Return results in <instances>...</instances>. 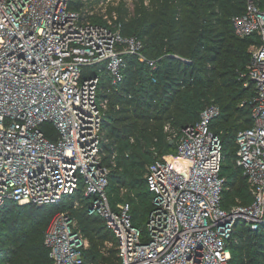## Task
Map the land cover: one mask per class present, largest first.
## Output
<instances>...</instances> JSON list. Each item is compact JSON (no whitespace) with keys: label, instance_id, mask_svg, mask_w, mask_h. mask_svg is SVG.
Masks as SVG:
<instances>
[{"label":"built area","instance_id":"built-area-1","mask_svg":"<svg viewBox=\"0 0 264 264\" xmlns=\"http://www.w3.org/2000/svg\"><path fill=\"white\" fill-rule=\"evenodd\" d=\"M111 1L0 0V208L57 209L45 232L54 264H94L70 211L82 208L83 198L88 215L102 218L116 239L115 264H230L236 222L264 228V11L246 0L244 14L233 18L239 38L260 37L244 80L254 90L253 125L237 134L235 161L253 203L223 206V142L210 129L221 109L212 105L181 133L165 125L177 153L148 166L152 210L141 227L129 204L110 202L118 152L104 129L109 98L100 85L105 73L106 95L123 82L126 56L155 62L142 54L141 40L122 35L116 11L107 9ZM45 124L54 129L51 138Z\"/></svg>","mask_w":264,"mask_h":264},{"label":"trees","instance_id":"trees-1","mask_svg":"<svg viewBox=\"0 0 264 264\" xmlns=\"http://www.w3.org/2000/svg\"><path fill=\"white\" fill-rule=\"evenodd\" d=\"M133 3L134 6L124 4L115 9L121 33L141 40L142 54L155 63L152 66L137 56H126L124 80L108 95L110 77L107 73L102 76L101 96L109 98L104 129L112 144L117 143L118 152V167L108 188L111 205L120 201L113 199L112 192L125 187L128 193L123 201L130 205L133 223L145 224L152 210L147 165L163 155L177 153L164 127L170 123L181 133L185 127L196 124L201 117L194 123L181 122L196 112L191 104L194 100L220 107L221 114L211 122L210 129L222 139L224 161L231 159L237 167L238 172L228 175L223 172V161L222 176L226 179L223 206L229 209L231 195L248 202L245 194L250 187L235 163L236 138L239 131L253 125L248 101L254 90L252 85L243 86L239 71L250 62L247 48L259 44L260 37L255 34L241 39L235 34L233 18L244 14L246 0H149L147 3L135 0ZM258 4L264 10V0ZM185 92L189 94L183 96ZM244 101L247 103L242 106ZM182 118L185 119L179 121ZM43 127L51 138L54 129L49 124ZM157 147L172 152L154 153ZM124 175L128 179L124 180ZM82 205L72 214L90 241L85 258L94 264H115L117 249L107 254L102 252L108 240L114 239L116 243L112 231L102 218L88 215V199L83 198ZM16 209L25 210L33 219L27 230L20 228L18 219L13 220L12 212ZM55 209L13 202L1 207L0 264H54L45 245V232ZM229 249L230 264H264V228L251 231L247 222L239 219Z\"/></svg>","mask_w":264,"mask_h":264},{"label":"rangeland","instance_id":"rangeland-1","mask_svg":"<svg viewBox=\"0 0 264 264\" xmlns=\"http://www.w3.org/2000/svg\"><path fill=\"white\" fill-rule=\"evenodd\" d=\"M135 0H130V1H128V0H112L110 3H109V5L107 6V9H108V11H111V9H113V10H115V9H117L118 7H120V6H122V5H124V4H126V5H128V6H134V2ZM258 2H259V0H257ZM98 8H100L99 6H98ZM133 8V7H132ZM264 11V10H263ZM97 13H101V9H99L98 10V12ZM135 37V36H134ZM247 50L249 51V53H251L252 51H254V46H250V47H248L247 48ZM247 70H248V64H247V67L244 69V70H241V71H239V73H240V76H239V79H240V77H241V81H243V86L245 87V88H248V87H246L245 85H244V80L245 79H247V76H246V73H247ZM243 76H245L244 78H242ZM187 93L189 94V92H185L184 94H183V96H185V95H187ZM182 96V97H183ZM191 104H192V107L195 109V111L196 112H194L192 115L191 114H188L189 116L186 118L187 119V121H185L184 119L185 118H182V119H180L179 121H181V120H184V121H181V122H188V123H194L195 121H197L198 119H199V117H201V115H202V113H203V111L205 110V109H207L208 107H210V104H212V102L211 103H207L206 101H204V100H202V101H196V100H194V101H192L191 102ZM133 141V140H132ZM143 141V140H142ZM174 145L176 144V143H173ZM230 151H232V149L230 148ZM157 152H161V153H163V154H166V153H170V152H172V151H170V150H168V149H163V150H160L158 147H157V149L155 150L154 149V153H157ZM236 163V162H235ZM149 165H147V167H148ZM226 169V170H225ZM230 169V170H229ZM237 167L235 166V164L232 162V160L231 159H226L225 161H224V170H223V172L225 173H228V175L229 174H232V173H236V172H238L237 170ZM146 170H147V168H146ZM143 178H145V174L143 175ZM125 179H128L127 178V176L126 175H124V180ZM130 181V180H129ZM246 181H247V179H246ZM128 183V182H127ZM246 183H248V181L246 182ZM249 184V183H248ZM249 187H250V185H249ZM113 193V199H115V200H120V201H117L116 203H114L115 205H120V204H127V202L126 201H123L124 199H125V197H126V195H127V189L125 188V187H121V189L120 190H118V191H114V192H112ZM245 196L247 197V199H248V202H246V203H243V201H242V199H238V198H234L232 195L231 196H229V198H228V203H227V205L229 206V208H231L232 206H235V205H251L252 203H253V201H252V199H253V195H252V193H251V189L250 190H248L247 192H246V194H245ZM233 197V198H232ZM232 201V202H231ZM66 203H67V206H69L70 204H71V201L69 200V201H66ZM71 214H72V211H73V209L71 208ZM13 214V216H12V218H13V220H15V219H18V221H19V224H21V229H23V230H27L28 229V227L33 223V219H31V217L30 216H28L27 214H26V211L25 210H23V209H16V211H14V212H12ZM10 216H11V214H9ZM8 215V216H9ZM51 216H53V215H51ZM42 217V216H41ZM74 217H76V216H74ZM44 218V217H43ZM45 218H47L48 219V217H45ZM52 218V217H51ZM142 227V226H141ZM105 246H106V248L102 251L103 253L105 252L106 254H107V252L109 251V250H113L114 248L116 249V243H115V241H114V239L113 240H108L107 242H106V244H105ZM102 252H101V254H102ZM113 257H116V254L113 256ZM96 264H98V262L96 263Z\"/></svg>","mask_w":264,"mask_h":264}]
</instances>
